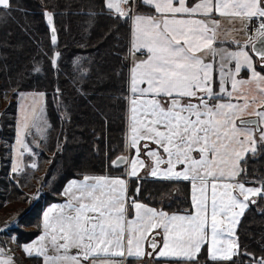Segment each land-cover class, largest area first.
<instances>
[{
  "label": "snow or ice",
  "instance_id": "obj_1",
  "mask_svg": "<svg viewBox=\"0 0 264 264\" xmlns=\"http://www.w3.org/2000/svg\"><path fill=\"white\" fill-rule=\"evenodd\" d=\"M132 2L106 0V7L118 17L127 18ZM143 3L153 8L154 15L131 17L133 49L146 50L147 59L131 70L128 145L135 149L136 157L131 160L129 175L135 177L145 167L138 159L140 142L155 143L167 159L159 150H150V174L190 180L193 211L169 215L133 201L135 215L128 219L124 180L107 176L73 180L63 193L68 197L66 203L57 206L58 211L50 210L52 214L45 213L44 234L33 245L25 246L26 253L42 258L43 264H97L100 257L108 258L102 264H119L116 258H123L125 251L129 257L152 256V252H143L141 242L153 230H161L156 235L162 233V246L155 238L150 243L158 258L194 262L201 247L208 244L211 260L231 261L239 255L235 238L239 218L249 203L256 202L253 197L264 198V183L246 187L245 182L237 180L244 172L240 164L246 154L255 156L257 148L264 147V75L255 71L252 57L245 50L250 43L253 52L264 60V0H197L192 6L188 0ZM0 8L11 10L10 0H0ZM45 15L51 25L53 14ZM216 15L249 21L260 18L262 22L254 40L250 38L237 51H228L215 46L220 42L219 21L211 17ZM51 31L55 44L56 30L53 27ZM205 56L213 60L206 62ZM217 56L219 92L213 89ZM233 61L234 71L229 67ZM242 66L252 70L249 80L237 79ZM252 84L256 86L255 95L245 91V86ZM245 115L254 118L244 119ZM41 119L33 109V125ZM28 121L25 115L17 143L31 151L23 139ZM256 130L260 131L259 144ZM144 146L147 148V143ZM194 152L199 153L198 159ZM126 159L119 157L113 163ZM162 164L167 168L162 169ZM177 165L184 167L176 171ZM31 167L38 165L34 162ZM21 170L17 166L12 169L14 173ZM157 248L159 251H155ZM0 264H12V260L0 256ZM252 264H264V257L254 259Z\"/></svg>",
  "mask_w": 264,
  "mask_h": 264
},
{
  "label": "trees",
  "instance_id": "obj_2",
  "mask_svg": "<svg viewBox=\"0 0 264 264\" xmlns=\"http://www.w3.org/2000/svg\"><path fill=\"white\" fill-rule=\"evenodd\" d=\"M102 1L10 0L11 10L0 8V98H11L0 111V207L25 202L16 210V225L5 236L0 234V247L13 251L16 264H41L39 257L21 253L20 246L40 234L42 209L62 200L61 189L69 179L124 177L123 165L113 161L126 152L130 16L106 11ZM132 6L150 12L140 0H133ZM46 12L53 14L55 44ZM23 91L43 94L47 127L33 148L38 167L27 166L32 158L24 156L22 170L12 173L15 99ZM241 168L238 179L264 183V147H258L255 156L247 155ZM32 189L38 193L34 200L28 194ZM128 193L134 194L129 200L169 213L190 209L185 181L128 180ZM255 201L235 229L239 255L213 261L202 252L190 264H252L264 257V198ZM9 235L13 243L4 244Z\"/></svg>",
  "mask_w": 264,
  "mask_h": 264
},
{
  "label": "crops",
  "instance_id": "obj_3",
  "mask_svg": "<svg viewBox=\"0 0 264 264\" xmlns=\"http://www.w3.org/2000/svg\"><path fill=\"white\" fill-rule=\"evenodd\" d=\"M140 2L142 4H144L145 6H147L150 9V12H141V11H136L134 10L132 4H131V15H130V40H129V54H130V65H129V77H128V96H127V119H126V162L123 165V173H124V177H110L107 176L109 178H118V179H122L126 182V198H127V205H128V219H133L134 215H135V210L133 207H131L133 201L137 202V203H141L143 205H146L142 202L136 201V200H129L130 196H134V194H129L128 193V180H134V181H138L140 179H153V180H172V181H185L188 183V189H189V201H190V209L189 211H183V212H173L175 214H187V213H191L193 211V205H192V182L190 180H184L182 178L180 179H165V178H161L159 176L157 177H153L150 173H151V169L153 166V159L152 157H150L147 153L150 150H159L160 155L163 156L165 159H167V156L165 153H163L162 149H158V146L155 143H152L151 141H141L139 148V156L138 159L142 160L145 164V167L140 168L138 171V175L137 176H130L129 172L131 169V160L136 157V151L135 149H133L132 147H130L128 145V137L130 135V121H129V117H130V99L132 98L133 94L130 91V78H131V70L134 67V65L136 63H138L139 61L145 60L147 59V53L146 50H140V51H135L133 49L132 46V33H133V27H134V21L131 18L132 16L135 15H154V10L152 7L148 6L147 4L143 3V0H140ZM197 2V0H188V5L192 6L193 4H195ZM103 7L106 11L110 12V13H115L114 10H109L106 7V0L102 1ZM202 18V17H201ZM211 19L213 20H218L219 21V28L217 31V39L218 42L215 46L218 49H227L228 51H237L239 49V47L245 46L246 42L249 41L250 38H248L247 36V31H248V27L251 23H253L255 21V19L259 20V22L261 23L262 20L260 18H252L250 21L247 19L244 20H240V19H230V18H226V17H220L218 15L211 17ZM254 39V38H253ZM239 42V44H237L236 42ZM250 45L251 44H247V46L245 47V50L248 51L249 55L252 57V61H253V65L255 68V71L257 73H260L261 75H264V60H262L261 58H257L256 56H254L250 50ZM203 55V54H202ZM219 56H217L215 58V65L217 68V71L214 72V79L217 82V87L214 89L215 92H219L220 90V82H219V73H218V68H219ZM213 58L211 56H205V61L209 62L212 61ZM229 67L232 68V70H235V62L233 61L231 64H229ZM252 76V70L248 69L247 67L242 66L241 67V71L239 72V74L237 75V79L240 80H249ZM214 84V83H213ZM146 85H141V87H144ZM255 84L252 85H246L245 86V91H248L249 95H255ZM230 88V85H229ZM162 103H164V106L167 107V103L166 98H161ZM187 102V101H185ZM196 102V101H193ZM216 101H210V103H215ZM235 102V101H234ZM244 119H249V118H254V117H249L247 115H245L243 117ZM254 136L259 144V138H260V131L256 130L254 132ZM145 143H147V148H145ZM251 153L246 154L249 155ZM193 155L198 159L199 158V153L198 152H194ZM246 158V157H245ZM242 164V162H241ZM240 164V167H241ZM183 165H177L176 166V171H181L183 169ZM162 169H166L167 168V164H162L161 165ZM95 176H104V175H89V177H95ZM85 176L79 177V178H72L69 179L64 186L61 189V197L62 200L55 202V203H50L47 204L41 211V231L40 234L35 237L33 240H31L30 242L23 244L22 246H28V245H33V243L35 241L38 240V238L44 234V215L45 213H50V210L52 209H56L58 211L57 206L60 205H64L68 199L67 196H65L63 193L65 191V189L68 187L69 183L73 180L75 181H82L84 179ZM239 177H237V180L239 182H244L240 179H238ZM227 182V181H226ZM245 186L246 187H259L258 184H251V183H246L245 182ZM133 193H135V189L133 190ZM256 197H253V199H255ZM252 203H249V205ZM150 208H155L153 206L150 205H146ZM158 211H160L161 209L159 208H155ZM164 211V210H163ZM166 212V211H164ZM169 215L173 214V213H169L166 212ZM240 219V218H239ZM157 231H161V230H153L151 232L146 233V239L143 240L141 242V247L143 252L148 253V252H152L153 255L152 256H148V255H143L141 257H129L127 255V252L125 251V256L123 258H116L119 260V264H190L189 261H177L175 258H171V257H156L155 252L149 251V247L147 245V241L150 238H155V240L157 241L158 245L162 246L163 244V240H162V233L161 235H156ZM208 244H204L201 247V251L199 254H201L203 252V255L206 259L211 260L210 256H209V251H208ZM75 251V250H74ZM155 251H159V248H157ZM198 254V255H199ZM24 255L29 256L27 253H25ZM198 257V256H197ZM196 257V259H197ZM41 259V264H43L42 258ZM108 258L105 257H100L97 258V264H102V262Z\"/></svg>",
  "mask_w": 264,
  "mask_h": 264
},
{
  "label": "rangeland",
  "instance_id": "obj_4",
  "mask_svg": "<svg viewBox=\"0 0 264 264\" xmlns=\"http://www.w3.org/2000/svg\"><path fill=\"white\" fill-rule=\"evenodd\" d=\"M250 44V43H249ZM23 94V95H21ZM41 92L38 91H23L18 92L15 99V114H14V128H13V137L12 141L10 143V170L12 171L14 166L19 167L20 169L24 166V156H31L32 161L27 163L26 165L31 167L32 163L35 162V156L33 153V148L38 146L37 139L39 137H42L44 134V131L47 127V121L45 118L44 113V96L39 95ZM11 100L10 97H7L6 99L0 98V111L3 110L8 102ZM35 109L38 114H41L42 119L36 123V125H33L32 121V110ZM41 109L43 110L41 113ZM27 115L29 117V127L27 129H24V132L26 133L23 137L24 142L28 145V147L31 149V151L25 150L21 145L17 143L18 136L21 131V126L23 123V117ZM37 127H39L40 131H37ZM20 152H23V155H19ZM32 168V167H31ZM19 172V171H17ZM15 172V173H17ZM29 196L31 200H34L37 198V190L32 189L29 191ZM25 202L18 203H4L0 207V234L1 236H5L4 232L9 230L10 228H13L16 225L18 214L16 213V210L18 208H24ZM8 234V232H6ZM5 238V237H4ZM13 235L7 236L6 239H3L2 242L4 244H11L13 243ZM2 252H0V256H3L4 259L11 258L12 264H16L14 260L12 259L13 251L9 248H2ZM20 252L25 254V247L20 246Z\"/></svg>",
  "mask_w": 264,
  "mask_h": 264
},
{
  "label": "water",
  "instance_id": "obj_5",
  "mask_svg": "<svg viewBox=\"0 0 264 264\" xmlns=\"http://www.w3.org/2000/svg\"><path fill=\"white\" fill-rule=\"evenodd\" d=\"M45 23H46V25H47L48 28H49L50 37H52V31H51V29H52V24L50 25V24L47 22V17L45 18ZM250 50H251V52H252V54H253L254 56H256L257 58H260L258 55H256L255 52H253V50H252V46H251V45H250ZM249 119H252V118H249ZM118 158H119V157H117L114 161H117ZM114 161H113V162H114ZM124 162H125V161H123V162H119V163H117V164H114V163H113V164H114V165H122ZM151 240H152V238H150V239L147 241V245H148V247H149V251H152V250H153V249L151 248V246H150Z\"/></svg>",
  "mask_w": 264,
  "mask_h": 264
},
{
  "label": "built area",
  "instance_id": "obj_6",
  "mask_svg": "<svg viewBox=\"0 0 264 264\" xmlns=\"http://www.w3.org/2000/svg\"><path fill=\"white\" fill-rule=\"evenodd\" d=\"M259 26V20L256 19L254 22V25L250 26L249 31H248V36L251 37L256 33V29Z\"/></svg>",
  "mask_w": 264,
  "mask_h": 264
}]
</instances>
